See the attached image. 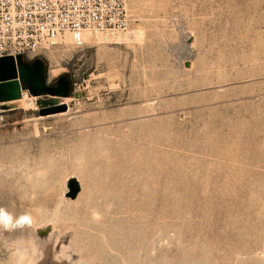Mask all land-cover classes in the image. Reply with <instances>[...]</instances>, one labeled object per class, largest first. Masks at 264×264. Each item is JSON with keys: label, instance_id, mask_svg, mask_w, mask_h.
Returning a JSON list of instances; mask_svg holds the SVG:
<instances>
[{"label": "rangeland", "instance_id": "rangeland-1", "mask_svg": "<svg viewBox=\"0 0 264 264\" xmlns=\"http://www.w3.org/2000/svg\"><path fill=\"white\" fill-rule=\"evenodd\" d=\"M125 3L121 40L24 57L67 97L0 103V207L42 244L24 264H264V0Z\"/></svg>", "mask_w": 264, "mask_h": 264}, {"label": "built area", "instance_id": "built-area-1", "mask_svg": "<svg viewBox=\"0 0 264 264\" xmlns=\"http://www.w3.org/2000/svg\"><path fill=\"white\" fill-rule=\"evenodd\" d=\"M130 22L125 0H0V59L37 56L65 35L79 48L83 34L116 37Z\"/></svg>", "mask_w": 264, "mask_h": 264}, {"label": "water", "instance_id": "water-1", "mask_svg": "<svg viewBox=\"0 0 264 264\" xmlns=\"http://www.w3.org/2000/svg\"><path fill=\"white\" fill-rule=\"evenodd\" d=\"M21 57L15 59L7 57L0 59V103L11 102L20 99L21 93L27 91L30 95L49 94L67 97L65 91L59 87L42 89L43 79L38 74L36 67L38 60L32 65L22 64ZM66 105H53L39 110L41 116L65 112ZM67 197L75 199L80 187L75 179H71L68 186Z\"/></svg>", "mask_w": 264, "mask_h": 264}, {"label": "bare ground", "instance_id": "bare-ground-1", "mask_svg": "<svg viewBox=\"0 0 264 264\" xmlns=\"http://www.w3.org/2000/svg\"><path fill=\"white\" fill-rule=\"evenodd\" d=\"M126 35H124L123 37H126ZM127 36H129V35H127ZM91 37H93V36H91L87 33L83 34V39L85 42L88 39H90ZM94 37L98 40H101V41L109 40V38L113 39V36L109 37V36L100 35V34L95 35ZM121 37H122L121 35H118L115 37V39L118 41V40H121ZM64 40L66 43H68L71 40V38H70V36L65 35ZM124 40H126V39H124ZM35 100H36V98H32V97L30 98L26 93H24L21 97V101L25 102L26 105L30 106L32 109H34V108L36 109V104L34 102ZM64 104H66V103H64ZM0 120H2V119L0 118ZM25 223L27 225L33 226L31 222H25ZM26 240L30 241L28 255H27L26 259L29 257V258H33V260H34V257L40 252V250H42L41 249L42 244L39 243V241L37 239L36 232H34V231L32 232L30 230H25V229L23 230L21 228L12 232V233H6L4 235H0V255H1V257L4 258L5 256L10 255V257L12 258V260L15 264L14 248L16 246H18L21 241H26ZM38 258H39V256H38Z\"/></svg>", "mask_w": 264, "mask_h": 264}, {"label": "clouds", "instance_id": "clouds-1", "mask_svg": "<svg viewBox=\"0 0 264 264\" xmlns=\"http://www.w3.org/2000/svg\"><path fill=\"white\" fill-rule=\"evenodd\" d=\"M27 213H22L20 216H13L5 208L0 207V235L12 233L22 226L19 221L27 216ZM30 241H21L18 246L14 248L15 264H24L28 255Z\"/></svg>", "mask_w": 264, "mask_h": 264}, {"label": "crops", "instance_id": "crops-1", "mask_svg": "<svg viewBox=\"0 0 264 264\" xmlns=\"http://www.w3.org/2000/svg\"><path fill=\"white\" fill-rule=\"evenodd\" d=\"M22 59H21V63L22 64H27V65H30V64H33V62L35 61V60H33V61H30V62H28V61H25L24 60V57H21ZM39 61V60H38ZM40 72L38 71V74H39ZM39 76H40V78L41 79H43V86H42V89H46V88H48V87H50L53 83H51V82H48L47 81V79L45 78V76H44V73H43V69H42V73L41 74H39ZM38 97H47V96H49V97H54L55 95H49V94H39V95H37ZM36 104H37V101H36ZM39 104H40V106L41 107H44V106H47V107H49V106H53V105H56V102H52V101H50V100H41V101H39Z\"/></svg>", "mask_w": 264, "mask_h": 264}, {"label": "flooded vegetation", "instance_id": "flooded-vegetation-1", "mask_svg": "<svg viewBox=\"0 0 264 264\" xmlns=\"http://www.w3.org/2000/svg\"><path fill=\"white\" fill-rule=\"evenodd\" d=\"M30 65H32V64H30ZM36 67H37L38 71L40 72L39 74H41L42 69H43L41 62H37ZM65 81L66 80L63 78H58L49 88H57L58 85H60L61 83H64Z\"/></svg>", "mask_w": 264, "mask_h": 264}, {"label": "trees", "instance_id": "trees-1", "mask_svg": "<svg viewBox=\"0 0 264 264\" xmlns=\"http://www.w3.org/2000/svg\"><path fill=\"white\" fill-rule=\"evenodd\" d=\"M57 87L63 89L65 91L66 95H68V82L65 81L64 83H61Z\"/></svg>", "mask_w": 264, "mask_h": 264}]
</instances>
